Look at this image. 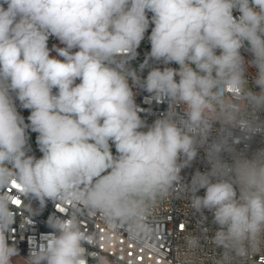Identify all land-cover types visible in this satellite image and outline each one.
I'll return each mask as SVG.
<instances>
[{
    "label": "clouds",
    "instance_id": "obj_1",
    "mask_svg": "<svg viewBox=\"0 0 264 264\" xmlns=\"http://www.w3.org/2000/svg\"><path fill=\"white\" fill-rule=\"evenodd\" d=\"M138 91L166 105L151 123ZM258 135L264 0H0V264L20 257L12 185L28 201L21 227L48 202L72 206L47 218L26 264H110L84 220L143 246L162 235L157 210L170 199L197 217L178 264H251L264 253ZM201 152L207 169L186 181Z\"/></svg>",
    "mask_w": 264,
    "mask_h": 264
},
{
    "label": "built area",
    "instance_id": "obj_2",
    "mask_svg": "<svg viewBox=\"0 0 264 264\" xmlns=\"http://www.w3.org/2000/svg\"><path fill=\"white\" fill-rule=\"evenodd\" d=\"M148 34H150V29L149 33H146L145 40L142 41L140 47L137 49L138 56L136 60L132 62V66L135 68H139V65L145 59V54L150 51V43L147 39ZM53 45L62 46L59 45L58 40L50 37L48 46L51 48ZM244 54L246 58H250L247 53ZM158 66L163 67V65ZM170 66L177 67L175 64ZM143 75H147V69H145ZM147 95L146 92L138 91L136 102L141 108L149 110L142 112L141 115L148 123H151L166 108V105H157L155 102L147 103L145 100ZM19 110L27 121L28 110ZM30 135L32 154L39 157L42 154L39 152L36 144V134L31 133ZM238 147L243 148L244 145L241 144ZM260 147H264V137L258 135L249 144V154ZM197 168L201 171L207 169V165L203 161L202 152L193 166L182 172L186 181H190L191 176ZM7 191L14 209L18 210L16 222L13 224V238L20 250V258H27L31 239H35L38 242L42 234L51 231L47 226V218L53 214L60 216L67 213L72 206L70 204L65 206L60 203H57L55 206L52 202H48L47 206L38 212V215L32 217L33 223L31 225L21 227V216L24 215V202L28 203V201L23 198L22 189L17 188L16 185L10 186ZM199 194L203 195V190ZM31 203L34 210H39L37 201H32ZM25 215L27 214L25 213ZM206 215L209 216L208 224L211 226V214L206 213ZM157 217L163 227V233L143 246H138L131 241L127 233L123 231H109L100 220H84L83 226L97 235L98 247L96 250L106 256L110 264H128L129 261L132 264H178V259L184 251V235L194 230L197 217L191 214L188 215L187 201L180 199H170L164 202L157 210ZM212 227L214 228L215 226ZM204 253L208 256L213 255L211 246L204 245ZM90 264H93V262L90 261ZM251 264H264V253L254 256Z\"/></svg>",
    "mask_w": 264,
    "mask_h": 264
},
{
    "label": "rangeland",
    "instance_id": "obj_3",
    "mask_svg": "<svg viewBox=\"0 0 264 264\" xmlns=\"http://www.w3.org/2000/svg\"><path fill=\"white\" fill-rule=\"evenodd\" d=\"M53 55H55V53H52ZM15 264H26V261L20 257H17L14 261Z\"/></svg>",
    "mask_w": 264,
    "mask_h": 264
}]
</instances>
